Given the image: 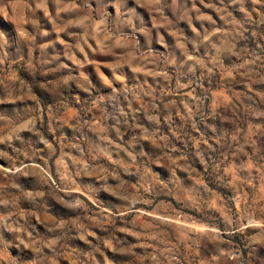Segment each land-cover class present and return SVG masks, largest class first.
I'll return each mask as SVG.
<instances>
[{
  "label": "rangeland",
  "instance_id": "obj_1",
  "mask_svg": "<svg viewBox=\"0 0 264 264\" xmlns=\"http://www.w3.org/2000/svg\"><path fill=\"white\" fill-rule=\"evenodd\" d=\"M0 264H264V0H0Z\"/></svg>",
  "mask_w": 264,
  "mask_h": 264
}]
</instances>
